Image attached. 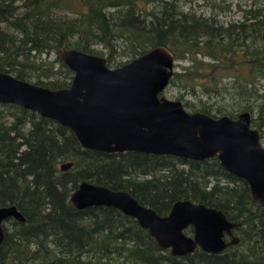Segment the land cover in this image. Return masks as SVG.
<instances>
[{"label": "trees", "instance_id": "trees-1", "mask_svg": "<svg viewBox=\"0 0 264 264\" xmlns=\"http://www.w3.org/2000/svg\"><path fill=\"white\" fill-rule=\"evenodd\" d=\"M245 1L242 19L222 24L192 0H0V72L60 89L72 72L59 49L100 55L114 68L163 46L185 63L166 86L178 88L173 98L185 110L230 118L245 111L262 131L264 0ZM61 162L70 168L60 170ZM81 181L126 191L159 215L177 200L219 209L237 223L238 243L219 254L172 256L116 208L76 209L68 198ZM8 205L24 221L3 222L0 264H264V208L215 157L82 149L67 128L0 103V206Z\"/></svg>", "mask_w": 264, "mask_h": 264}, {"label": "water", "instance_id": "water-1", "mask_svg": "<svg viewBox=\"0 0 264 264\" xmlns=\"http://www.w3.org/2000/svg\"><path fill=\"white\" fill-rule=\"evenodd\" d=\"M57 56L72 72L67 87L49 89L0 72V103L15 104L67 128L82 149L193 161L215 157L222 169L247 184L252 200L264 208V147L259 130L250 125V114L211 117L164 97L161 93L174 71L166 48L152 47L114 68L104 57L74 48L59 49ZM70 165L63 163L59 169ZM68 199L78 210L116 208L172 256L188 255L197 247L217 254L237 242L231 232L236 224L201 203L177 200L167 214L159 215L126 191L86 181L79 182ZM8 218L24 221L14 205L0 206V244L2 224ZM187 226L191 236L183 233ZM224 233L230 236L228 242Z\"/></svg>", "mask_w": 264, "mask_h": 264}, {"label": "rangeland", "instance_id": "rangeland-1", "mask_svg": "<svg viewBox=\"0 0 264 264\" xmlns=\"http://www.w3.org/2000/svg\"><path fill=\"white\" fill-rule=\"evenodd\" d=\"M248 3L249 1H245V0H192L191 6L192 9L196 10L197 13H199L200 11L205 14L213 13L220 21V23L225 24L228 21L233 22V21L241 20L242 19L241 10L242 8H246ZM18 4L19 2H16V5ZM94 48L98 50L100 49L99 46H94ZM121 60H124V58H120V57L116 58L117 62ZM174 64H177L176 67H174L173 65V70L176 71H179V67H178L179 64L185 65L183 61H179V62L174 61ZM256 86L258 87L257 91L259 93L261 92V94L264 95V81L260 80ZM176 92H178L177 87L176 88L166 87L161 94L168 99L175 100L173 97L176 94ZM252 117H255V115L252 114ZM260 132H261L260 143L264 146V130L262 131L260 130Z\"/></svg>", "mask_w": 264, "mask_h": 264}, {"label": "flooded vegetation", "instance_id": "flooded-vegetation-1", "mask_svg": "<svg viewBox=\"0 0 264 264\" xmlns=\"http://www.w3.org/2000/svg\"><path fill=\"white\" fill-rule=\"evenodd\" d=\"M71 133H72V132H71ZM259 133H260V136H261V132H260V131H259ZM259 139H260V137H259ZM263 147H264V146H263ZM63 163H68V162H62V163L59 164V166H60L61 164H63ZM69 163H71V162H69ZM70 166H71V165H70ZM69 168H70V167H69ZM89 183H90V182H89ZM92 184H93V183H92ZM246 185H247V184H246ZM247 187H248V186H247ZM107 188H108V187H107ZM248 190H249V189H248ZM127 193H128V192H127ZM249 194H250V192H249ZM250 197H251V196H250ZM251 199H252V198H251ZM137 202H138V201H137ZM190 202H191V201H190ZM254 202H255V201H254ZM138 203H139V202H138ZM173 203H174V202H173ZM173 203H172V204H173ZM193 203H196V202H193ZM256 203H257V202H256ZM172 204H171V205H172ZM201 204H202V203H201ZM257 204H258V203H257ZM141 205H143V204H141ZM203 205H204V204H203ZM258 205H259V204H258ZM143 206H145V205H143ZM205 206H206V205H205ZM259 206H260V205H259ZM146 207H147V206H146ZM170 207H171V206H170ZM208 207H209V206H208ZM261 207H262V206H261ZM148 208H150V207H148ZM212 208H213V207H212ZM262 208H263V207H262ZM151 209H152V208H151ZM169 209H170V208H169ZM215 209H216V208H215ZM152 210H153V209H152ZM218 210H219V209H218ZM168 211H169V210H168ZM222 213H223V212H222ZM166 214H167V213H166ZM225 217H226V216H225ZM226 219H227V218H226ZM227 220H228V219H227ZM228 221H229V220H228ZM229 222H232V221H229ZM136 223H137V222H136ZM232 223H235V224H236L235 226H237V223H236V222H232ZM137 224H138V223H137ZM138 226H139V225H138ZM235 226H234V227H235ZM139 227H140V226H139ZM234 227H233V228H234ZM141 228H142V227H141ZM188 228H190V232H186ZM233 228L231 229V232H232L233 236H235V237L237 238V236H236L235 233H234ZM143 229H145V228H143ZM145 230H146V229H145ZM146 231H147V230H146ZM147 233H148V232H147ZM183 233L186 234L187 236H191V234H192V229H191V227H190V226H187L186 228H184V229H183ZM223 239H224L225 242H228V241L230 240V236H228L226 233H224V235H223ZM237 243H238V238H237V242H236V243H234V244H230L229 246H226L225 248L230 247V246H232V245H235V244H237ZM197 248H198V247H197ZM225 248H224V249H225ZM224 249H223V250H224ZM200 250H201V249H200ZM223 250H222V251H223ZM201 251H202V250H201ZM222 251H221V252H222ZM203 252H204V251H203ZM221 252H220V253H221ZM206 253H208V252H206ZM211 254H214V253H211ZM217 254H219V253H217ZM188 255H189V254H188ZM185 256H186V255H185Z\"/></svg>", "mask_w": 264, "mask_h": 264}, {"label": "bare ground", "instance_id": "bare-ground-1", "mask_svg": "<svg viewBox=\"0 0 264 264\" xmlns=\"http://www.w3.org/2000/svg\"><path fill=\"white\" fill-rule=\"evenodd\" d=\"M253 120V119H252ZM227 249V248H226Z\"/></svg>", "mask_w": 264, "mask_h": 264}]
</instances>
